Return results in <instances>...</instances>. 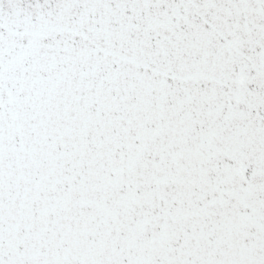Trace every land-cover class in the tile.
Here are the masks:
<instances>
[{"label": "snow or ice", "instance_id": "obj_1", "mask_svg": "<svg viewBox=\"0 0 264 264\" xmlns=\"http://www.w3.org/2000/svg\"><path fill=\"white\" fill-rule=\"evenodd\" d=\"M0 264H264V0H0Z\"/></svg>", "mask_w": 264, "mask_h": 264}]
</instances>
